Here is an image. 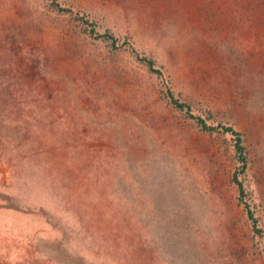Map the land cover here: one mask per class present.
I'll return each mask as SVG.
<instances>
[{
  "label": "rangeland",
  "instance_id": "374dc122",
  "mask_svg": "<svg viewBox=\"0 0 264 264\" xmlns=\"http://www.w3.org/2000/svg\"><path fill=\"white\" fill-rule=\"evenodd\" d=\"M0 264H264V0H0Z\"/></svg>",
  "mask_w": 264,
  "mask_h": 264
},
{
  "label": "trees",
  "instance_id": "16d2710c",
  "mask_svg": "<svg viewBox=\"0 0 264 264\" xmlns=\"http://www.w3.org/2000/svg\"><path fill=\"white\" fill-rule=\"evenodd\" d=\"M60 10L69 11V9L63 8V7H60ZM98 35L101 36V37L110 39L113 42L116 41V38L113 35L109 34V33H102V34L99 33ZM135 55L137 56L138 59L143 61L149 67L150 70H152L153 72H156L158 74H161V71L155 67L156 64H155V61L153 59H149L147 57L140 56V54L138 52H136V51H135ZM170 97H171V101L176 106H178L179 108H189V105H187L186 103H182V102L178 101L174 97L172 92L170 93ZM191 116L194 119H196L197 123L202 128H204L205 130L213 131V130L222 129L225 132L231 133L235 137L234 140H235L236 153H237V156L239 157V159L242 161L241 171H239V172H242V171L244 172V170L246 169V166H247V153H246V147L244 145V140H243V137H242L241 133L239 131L235 130L231 126H225V125H221V124L220 125H216V126L215 125H209L204 118L199 117V116H195V115H191ZM234 181L239 187L240 198H241V200H243V197L246 194L245 193L244 183L238 178V174L235 175ZM243 202H245L246 210H247V212L249 214L250 219L253 221V225H254L255 229L257 231H260L259 229H257L258 220L255 217L254 212L252 211L250 205L246 201H243Z\"/></svg>",
  "mask_w": 264,
  "mask_h": 264
}]
</instances>
